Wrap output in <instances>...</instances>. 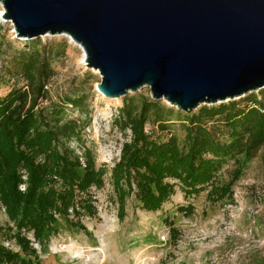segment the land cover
I'll list each match as a JSON object with an SVG mask.
<instances>
[{"label":"trees","instance_id":"trees-1","mask_svg":"<svg viewBox=\"0 0 264 264\" xmlns=\"http://www.w3.org/2000/svg\"><path fill=\"white\" fill-rule=\"evenodd\" d=\"M64 50L62 41L53 47L39 37L28 39L13 65L24 85L0 96V205L7 217L0 226V264H37L34 243L47 244L60 219L86 232L80 217L96 215L92 189H101L107 177L121 218L131 195L145 211L160 210L176 189L184 198L206 190L211 203L232 200L246 162L264 146V88L240 101L191 111L166 107L149 95L124 98L112 122L127 139L107 168L98 166L93 147L82 143L78 118H67L66 105L82 110L85 96L48 102L52 62ZM170 117L181 123L182 139L172 133L166 139L152 137L146 125L152 120L168 130L164 122ZM230 161V179L218 183L217 174ZM177 211L189 216L193 207L180 205ZM166 222L176 237L171 221Z\"/></svg>","mask_w":264,"mask_h":264},{"label":"rangeland","instance_id":"rangeland-1","mask_svg":"<svg viewBox=\"0 0 264 264\" xmlns=\"http://www.w3.org/2000/svg\"><path fill=\"white\" fill-rule=\"evenodd\" d=\"M3 19L0 16V96L12 87L24 85L13 65L28 40L18 37L11 22ZM60 41L65 50L52 62L54 75L48 83V102L62 101L69 94L85 96L82 110L66 105L67 118H78L84 127L82 143L93 147L96 164L111 167L119 157L121 143L127 139L113 126V118L124 98L150 96L149 89L143 87L111 101L97 92L100 75L86 66L78 44L63 34L39 36L40 43L51 42L53 47ZM250 93L220 103L240 101ZM160 101L176 109L165 100ZM164 123L168 130L159 129L152 120L146 129L156 139H166L170 133L182 139L179 121L170 117ZM70 145L74 147L75 142L70 141ZM233 169L230 161L217 174L218 183H226ZM232 190V200L211 203L206 190L184 198L176 189L158 211L140 209L131 195L121 218L107 177L101 189H92L96 215L80 217L86 232L60 219L58 233L47 244L41 247L34 243L39 256L37 264H264V146L246 162ZM188 204L193 207L189 216L177 211L178 206ZM167 218L176 229V237L169 231ZM6 224L7 217L0 205V226Z\"/></svg>","mask_w":264,"mask_h":264},{"label":"water","instance_id":"water-1","mask_svg":"<svg viewBox=\"0 0 264 264\" xmlns=\"http://www.w3.org/2000/svg\"><path fill=\"white\" fill-rule=\"evenodd\" d=\"M18 37L67 35L98 93L191 111L264 88V0H0Z\"/></svg>","mask_w":264,"mask_h":264},{"label":"bare ground","instance_id":"bare-ground-1","mask_svg":"<svg viewBox=\"0 0 264 264\" xmlns=\"http://www.w3.org/2000/svg\"><path fill=\"white\" fill-rule=\"evenodd\" d=\"M0 5H1V3H0ZM0 16H2L3 17V8H2V10H1V12H0ZM4 20V19H3ZM4 21H9V20H4ZM10 22V21H9ZM72 41V40H71ZM77 44V43H76ZM80 46V45H79ZM81 47V46H80ZM82 51H83V49H82ZM83 54H84V52H83ZM83 59H84V57H83ZM84 63H85V61H84ZM118 98L119 97H111V98H108V99H110L111 101H118Z\"/></svg>","mask_w":264,"mask_h":264},{"label":"built area","instance_id":"built-area-1","mask_svg":"<svg viewBox=\"0 0 264 264\" xmlns=\"http://www.w3.org/2000/svg\"><path fill=\"white\" fill-rule=\"evenodd\" d=\"M20 188L23 189V188H24V184H21ZM2 209H3V208H2ZM3 210H4V209H3ZM4 245H5V246H12L11 243H9V242H5Z\"/></svg>","mask_w":264,"mask_h":264}]
</instances>
